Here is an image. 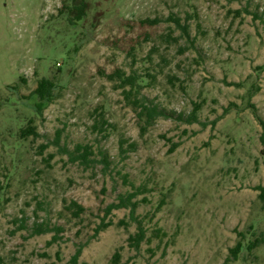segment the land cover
I'll use <instances>...</instances> for the list:
<instances>
[{
	"label": "rangeland",
	"instance_id": "1",
	"mask_svg": "<svg viewBox=\"0 0 264 264\" xmlns=\"http://www.w3.org/2000/svg\"><path fill=\"white\" fill-rule=\"evenodd\" d=\"M85 2L86 17L73 27L70 0H0V264H73L79 248L77 264H264V243L227 262L240 233L245 242L264 237L255 190L264 186L262 128L241 105L247 86L228 85L252 76L264 120V70H256L264 67V0ZM170 16L188 21L190 39ZM117 68L151 81L142 94L166 109L188 114L205 100L200 123L160 118L141 136L137 114L104 77ZM43 77L61 89L35 117L40 137L21 142L19 128L34 117L29 96ZM232 103L240 109L223 115ZM96 110L112 125L108 137L92 129ZM58 134L70 150L91 146L98 162H69ZM122 140L124 150L137 149L123 153ZM135 191V213L113 210L105 218L113 225L95 236L107 207ZM64 200L85 208L80 220ZM41 223L53 231L31 235ZM139 224L146 238L134 247Z\"/></svg>",
	"mask_w": 264,
	"mask_h": 264
},
{
	"label": "trees",
	"instance_id": "2",
	"mask_svg": "<svg viewBox=\"0 0 264 264\" xmlns=\"http://www.w3.org/2000/svg\"><path fill=\"white\" fill-rule=\"evenodd\" d=\"M64 10H66V17H68L69 25L76 26L78 25L77 22L83 20L86 17L87 12V4L85 0H70V4L66 3L64 5ZM63 10H60L62 13ZM168 22H173L175 27L182 32V36L190 39L189 33V24L188 21L182 23L179 18L176 17H169L166 19ZM160 20H148V23L151 25H155L159 23ZM79 47L76 46V50L78 51ZM257 71H263L264 67L258 66L256 67ZM104 77L109 81L112 82L114 85L115 90H120L121 94L124 98L126 104L131 107L135 113L137 114L138 119L142 122L140 127V135L144 136L150 128H152L158 119H170L179 121L185 124H195L200 123L199 114L203 110L206 101L202 100L200 102L193 103V109L188 114L186 113H178L174 110H169L160 105L156 104L153 100L149 99L147 96L142 94V90L145 88H149L152 85V82H145L144 84L139 83V76L134 74H127L123 70L117 68L111 74H104ZM22 83L26 84L27 81L24 78H21ZM146 81V80H143ZM229 86H233L237 89H243L247 86L246 93L241 96L242 99V106L250 110L255 118L258 120L259 125L262 128L261 135H260V142L262 144L261 155L264 157V120L258 115V108L253 103V98L261 91V86L258 85L255 81H252V76H248L244 82H231L228 84ZM8 89L17 91L18 86H8ZM61 86L57 83L55 79L49 77H43L36 82V88L30 94L29 99L35 100L33 106H27L28 109L31 110L34 117H30L26 120L24 125L19 128L17 137L18 140L21 142H27L30 138L33 140L40 137L38 132V127L36 124L35 117L43 115L44 110L52 104L56 99ZM236 108L240 109V106L232 103L228 108L224 110L223 115L229 113L231 109ZM98 117L96 118L92 129L94 132L104 134V137H108L109 129L112 128V125L108 122L105 118V113L100 110H96ZM216 123V120L213 121ZM60 134H58L55 143L58 145L60 152L63 155L68 157V161L71 163H79L85 167H90L94 165L96 162V158H92L95 156V152L93 148L89 145H81L78 144L74 148V150H70L66 146H60ZM127 143V141H121L122 152L127 153L128 151H135L137 149L136 143L129 144V150L123 149V144ZM178 144H173V148L170 152H173ZM48 145L42 146V149H47ZM102 154V153H101ZM100 162L104 163V169H108L110 163L106 156L103 155ZM134 187V186H132ZM1 189V188H0ZM256 191L259 192L258 199L264 205V186H258L255 188ZM139 194L138 191L133 193H128L127 195H122L119 198L118 203L110 204L106 209V215L103 218V221L97 226L95 229V236H97L100 232L105 231L109 227L113 225L112 221L105 222V218L112 213L113 210L118 209H129L132 215L135 213L136 209L140 205L139 201H135L134 199ZM1 194H0V205H1ZM6 201V200H5ZM8 201V200H7ZM144 201V200H142ZM166 200H161L158 210H160L164 205ZM63 210L70 216L72 219L80 220L82 218V214L85 212V208L78 205L75 201H63ZM121 224L124 223L123 221L120 222ZM23 224V222H22ZM24 225H21V229H24ZM52 228H50L47 224H35L32 234L31 235H41L50 233ZM241 237H244L242 240H239L237 244L229 250V258L227 262H236L239 261L241 255H243V260H246L247 256L258 250L261 245L264 243V237L261 234L260 236L256 237L254 240H250L245 242L246 238L244 234H241ZM146 232L143 226L139 224L137 226V232L129 237V241L131 245L134 247H139V245L145 241ZM82 254V248H79L74 255L72 262L73 264H77L78 260ZM119 254L116 253V256Z\"/></svg>",
	"mask_w": 264,
	"mask_h": 264
}]
</instances>
